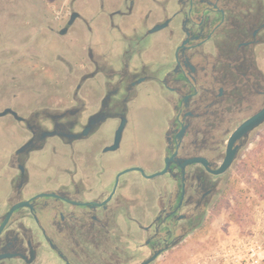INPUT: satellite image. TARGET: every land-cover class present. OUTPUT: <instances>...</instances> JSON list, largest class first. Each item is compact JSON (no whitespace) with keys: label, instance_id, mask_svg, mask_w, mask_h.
I'll return each instance as SVG.
<instances>
[{"label":"flooded vegetation","instance_id":"af4514ba","mask_svg":"<svg viewBox=\"0 0 264 264\" xmlns=\"http://www.w3.org/2000/svg\"><path fill=\"white\" fill-rule=\"evenodd\" d=\"M6 2L0 264L155 263L200 227L256 132L218 174L264 108V0ZM142 97L164 111L151 143L125 138Z\"/></svg>","mask_w":264,"mask_h":264},{"label":"rangeland","instance_id":"374dc122","mask_svg":"<svg viewBox=\"0 0 264 264\" xmlns=\"http://www.w3.org/2000/svg\"><path fill=\"white\" fill-rule=\"evenodd\" d=\"M161 105L150 97L133 104L125 138L142 143L159 138L164 114ZM121 150L124 153L125 149ZM230 246L245 252L260 247L258 256L264 264V125L238 155L200 227L153 264H223L220 254Z\"/></svg>","mask_w":264,"mask_h":264},{"label":"water","instance_id":"95a60500","mask_svg":"<svg viewBox=\"0 0 264 264\" xmlns=\"http://www.w3.org/2000/svg\"><path fill=\"white\" fill-rule=\"evenodd\" d=\"M6 1H8V0H0V6L3 8L7 7ZM19 1H22V0H19ZM10 6H8V7H10ZM263 125H264V108L262 110H260L257 114H255L253 117L248 119L246 122H244L231 135L230 140H229V146L227 149V154H226V157H225L223 164L221 165L220 169L217 171L218 174L225 173L232 166L234 160L236 159L237 150L233 149V145L240 138L248 136L249 133L259 129ZM123 130H124V126H122L117 131L115 144L112 148H110V150H117L118 149ZM167 170H168V166L166 167V169L164 171H162L161 173H158V174H154L152 177L161 176V175L165 174L167 172ZM9 217H10V214L7 216L6 222L0 227V233H1L2 229H4V227L6 226ZM157 256H158V254H156L153 259H151L150 261H148L144 264H150Z\"/></svg>","mask_w":264,"mask_h":264},{"label":"built area","instance_id":"2783aa9c","mask_svg":"<svg viewBox=\"0 0 264 264\" xmlns=\"http://www.w3.org/2000/svg\"><path fill=\"white\" fill-rule=\"evenodd\" d=\"M260 247L250 248L246 252L238 249L237 246H230L229 249L222 251L220 257L223 264H260L258 256Z\"/></svg>","mask_w":264,"mask_h":264},{"label":"crops","instance_id":"0c3cea01","mask_svg":"<svg viewBox=\"0 0 264 264\" xmlns=\"http://www.w3.org/2000/svg\"><path fill=\"white\" fill-rule=\"evenodd\" d=\"M3 190L5 191V188L2 185H0V200L3 198L4 195V192L2 193Z\"/></svg>","mask_w":264,"mask_h":264}]
</instances>
